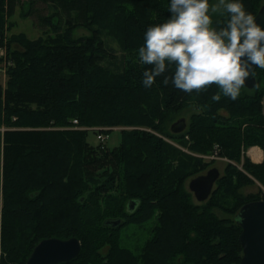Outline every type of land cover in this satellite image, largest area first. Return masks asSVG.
<instances>
[{"label": "trees", "instance_id": "1", "mask_svg": "<svg viewBox=\"0 0 264 264\" xmlns=\"http://www.w3.org/2000/svg\"><path fill=\"white\" fill-rule=\"evenodd\" d=\"M240 2L255 16L263 0ZM169 4L0 0V46L10 61L0 84V264H26L41 239L73 236L79 253L56 264H239L236 213L264 199L261 188L240 191L255 180L264 187V69H253L256 85L235 101H214L216 85L188 94L165 87L163 77L146 89L142 73L151 66L140 63L138 49L147 29L166 21ZM17 5L42 34H7ZM227 20L214 16L213 27ZM77 27L90 34L74 37ZM102 32L117 40L119 63ZM189 106L186 130H168L165 118ZM74 119L96 134L145 127L120 129L118 145L108 148L88 143V129L68 128ZM164 137L198 154L217 144L229 160L205 201L192 202L184 181L210 163ZM252 145L262 149L261 162L246 156ZM138 229L148 236L131 245Z\"/></svg>", "mask_w": 264, "mask_h": 264}, {"label": "clouds", "instance_id": "2", "mask_svg": "<svg viewBox=\"0 0 264 264\" xmlns=\"http://www.w3.org/2000/svg\"><path fill=\"white\" fill-rule=\"evenodd\" d=\"M166 21L150 26L138 49L145 66L142 84H162L191 94L216 85L221 96L235 101L246 88L253 68L264 69V30L240 0H170ZM227 23L213 27V16Z\"/></svg>", "mask_w": 264, "mask_h": 264}, {"label": "water", "instance_id": "3", "mask_svg": "<svg viewBox=\"0 0 264 264\" xmlns=\"http://www.w3.org/2000/svg\"><path fill=\"white\" fill-rule=\"evenodd\" d=\"M254 17L261 29L264 30V3L260 5ZM246 85L247 88H253L256 85L253 74L246 79ZM185 127L186 120L181 117L171 124L170 130L173 133H179ZM219 176L218 168L212 166L189 180L188 188L198 202L205 201L209 197ZM129 206L132 209L134 202L130 201ZM236 220L241 226L238 240L242 246V255L239 264H264V199L251 200L242 204L236 213ZM119 221V219L107 220L106 223L116 225ZM80 247L79 239L74 236L66 239L43 238L34 245L26 259V264L65 262L77 256Z\"/></svg>", "mask_w": 264, "mask_h": 264}, {"label": "rangeland", "instance_id": "4", "mask_svg": "<svg viewBox=\"0 0 264 264\" xmlns=\"http://www.w3.org/2000/svg\"><path fill=\"white\" fill-rule=\"evenodd\" d=\"M212 2H214V0H210V3H212ZM263 3H264V0H263ZM25 8H26V6H25ZM19 12H20V8H19V5H17V7L15 9V13L11 17V19H13L16 22V24L10 30H7V34L8 35H9V33H15V32H19V31H24L29 38L33 39V38L38 37L40 34H42V29L43 28H41L37 24H34L30 17L21 16ZM223 18H228L227 14H225L223 16ZM212 19L214 20V16L212 17ZM102 33L103 34H102L101 37L103 39L104 46L112 49V52L117 57L116 59H112V60L115 63H119L120 59H121V56H122V51H121V49L119 47V44H118L117 40H115L114 38L111 37V35H108L105 32H102ZM89 34H90V31L88 29L84 28V27H77L73 31V36L74 37L83 36V35H89ZM106 64H108V62H106ZM109 65L113 66V64H109ZM5 80H6V74H5V71H2V60L0 58V84L2 86L5 85ZM261 103H262L263 114H264V97L262 98ZM194 111H195V109L193 108V106L184 107L181 110H179V112L174 114V118L172 120H169L168 118H165L164 124L169 128V126H171V124L174 121L180 119L181 117L185 118L186 124H187L190 114L192 112H194ZM144 127L145 126H141V125L140 126H114L108 132V135L105 138L103 143H104V145L106 147L112 148V147L118 145V143H119V141L121 139V131H120V129H122V128H125V129H130V128L142 129ZM60 128H62V127H60ZM65 128H67V127H65ZM68 128L88 129L87 134H86L87 142L90 143L91 145H96V144L99 143V140L96 137V131L93 130L95 128H93V127H86V126L78 125L77 121L76 122L73 121V126H70ZM186 128L187 127H185V129L183 131H185ZM168 130H170V128ZM164 138H165V140L169 141L170 143H172L173 145L177 146L181 150H183L185 152H188V153H191L193 155H196V156L202 158L203 161H205L207 163L209 162L210 164L208 166V169L210 167H212V166H216L218 168V170L220 171V173H222L224 165L226 164V162L229 161L226 157L217 155V151H218V148H219V146L217 144H214L213 149H212V151L210 153L198 154V153H193V152L189 151L187 148H185L184 146H181L180 144H177V142L175 140H170L167 137H164ZM191 178H193V176L188 177L184 181V187H185V189L188 192H190L192 202L198 203V201L194 197L193 193L188 188V182H189V180ZM259 188H261L263 193H264V187L258 181L255 180V184L244 186V187H242L240 189V191L242 193L257 192ZM1 203L2 202H1V198H0V207L2 205ZM217 214L219 216L224 215L219 210H217ZM147 236H148V234H147L146 231L138 229L137 233H134V234H132L130 236V244L134 245V243L137 242L138 240H139V242H142L144 239L147 238Z\"/></svg>", "mask_w": 264, "mask_h": 264}, {"label": "built area", "instance_id": "5", "mask_svg": "<svg viewBox=\"0 0 264 264\" xmlns=\"http://www.w3.org/2000/svg\"><path fill=\"white\" fill-rule=\"evenodd\" d=\"M0 58L2 59V71H5V67L10 63V61L6 59V48L4 45L0 46ZM73 121L76 122L77 120L74 119ZM96 137L99 141H104L107 135L103 132H98Z\"/></svg>", "mask_w": 264, "mask_h": 264}, {"label": "crops", "instance_id": "6", "mask_svg": "<svg viewBox=\"0 0 264 264\" xmlns=\"http://www.w3.org/2000/svg\"><path fill=\"white\" fill-rule=\"evenodd\" d=\"M252 148H257V150L259 151V154L258 156L254 157L251 150ZM246 156L249 157V159L252 161V162H261L262 159H263V151L262 149L258 146V145H252L250 146L247 150H246Z\"/></svg>", "mask_w": 264, "mask_h": 264}, {"label": "bare ground", "instance_id": "7", "mask_svg": "<svg viewBox=\"0 0 264 264\" xmlns=\"http://www.w3.org/2000/svg\"><path fill=\"white\" fill-rule=\"evenodd\" d=\"M5 69H6V67H5ZM105 134L108 135L107 133H105ZM251 152H252L254 157L258 156V154H259V151L257 150V148H252Z\"/></svg>", "mask_w": 264, "mask_h": 264}]
</instances>
